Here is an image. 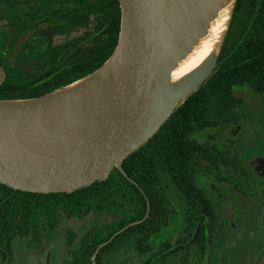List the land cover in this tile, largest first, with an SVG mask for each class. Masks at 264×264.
Masks as SVG:
<instances>
[{
	"label": "flooded vegetation",
	"instance_id": "af4514ba",
	"mask_svg": "<svg viewBox=\"0 0 264 264\" xmlns=\"http://www.w3.org/2000/svg\"><path fill=\"white\" fill-rule=\"evenodd\" d=\"M263 20L264 0H238L220 57L227 85L193 94L189 129L163 138L156 162L147 151L143 173L118 170L59 209L0 188V264H264ZM120 26L119 0H0V95L84 78Z\"/></svg>",
	"mask_w": 264,
	"mask_h": 264
},
{
	"label": "water",
	"instance_id": "95a60500",
	"mask_svg": "<svg viewBox=\"0 0 264 264\" xmlns=\"http://www.w3.org/2000/svg\"><path fill=\"white\" fill-rule=\"evenodd\" d=\"M119 2L118 43L99 68L38 97L0 99L1 184L71 194L114 169L127 176L124 161L219 69L238 0ZM208 39L205 59L176 78Z\"/></svg>",
	"mask_w": 264,
	"mask_h": 264
},
{
	"label": "trees",
	"instance_id": "16d2710c",
	"mask_svg": "<svg viewBox=\"0 0 264 264\" xmlns=\"http://www.w3.org/2000/svg\"><path fill=\"white\" fill-rule=\"evenodd\" d=\"M261 24L264 25V20L261 21ZM119 27V25H118ZM264 41L262 39L258 40L257 43L261 44ZM264 49V45L261 46V50ZM264 73V70L261 71ZM251 73V72H249ZM260 73V71H259ZM224 69L221 70L220 68L213 74L211 79L202 87L199 89V93L195 95L197 98H204L206 94L210 93L212 90L220 89L222 87H225L227 85L225 79H223ZM72 83V82H70ZM69 82L66 84H63L62 86L70 84ZM60 86V87H62ZM59 88V87H58ZM36 96H8V95H0V99H8V98H32V97H38ZM193 95H191L184 104H182L177 111L172 115V117L165 123V125L160 129V131L145 145H143L138 151L130 155L125 161H124V169L127 173H143V168L146 161V153L149 151V154L151 153V160L156 162V152L157 148L162 141L163 138L171 137L172 133L179 130L180 132H183V130L189 129L190 126V116L195 113L194 105L193 103ZM198 106V104L196 105ZM112 173H120L117 169H114L110 177L103 182H97L91 185L90 187H86L80 190L75 191L74 193H49L46 196L52 197V202L54 205V209L60 208L61 202H63L65 199L72 202H77L79 200H90L89 196H91L95 190H93V187H106L108 188L112 184ZM122 177V176H121ZM124 179V177H122ZM1 189H10L4 184L0 183ZM24 193V192H23ZM28 193V192H25ZM97 193H101L102 195L108 194V190H97ZM85 197V198H83ZM82 198V199H81ZM12 207H10L11 209Z\"/></svg>",
	"mask_w": 264,
	"mask_h": 264
},
{
	"label": "bare ground",
	"instance_id": "6f19581e",
	"mask_svg": "<svg viewBox=\"0 0 264 264\" xmlns=\"http://www.w3.org/2000/svg\"><path fill=\"white\" fill-rule=\"evenodd\" d=\"M223 17L224 18L222 20L220 19L217 25L213 29L214 35H215L214 38L217 36V33L219 32V30L222 28L223 22L226 20L225 16ZM214 40L215 39L213 40L208 39L204 41L201 44V46L196 50V52H194L192 56L180 67V69L174 73V76L176 78H179L183 76L184 74L190 72L195 67H197L210 52L211 48L214 45V42H215Z\"/></svg>",
	"mask_w": 264,
	"mask_h": 264
}]
</instances>
